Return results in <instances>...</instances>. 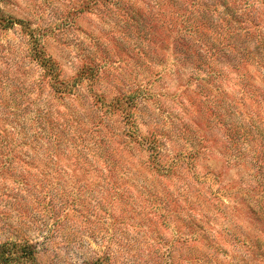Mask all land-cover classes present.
<instances>
[{
    "label": "rangeland",
    "instance_id": "1",
    "mask_svg": "<svg viewBox=\"0 0 264 264\" xmlns=\"http://www.w3.org/2000/svg\"><path fill=\"white\" fill-rule=\"evenodd\" d=\"M0 264H264V0H0Z\"/></svg>",
    "mask_w": 264,
    "mask_h": 264
},
{
    "label": "trees",
    "instance_id": "2",
    "mask_svg": "<svg viewBox=\"0 0 264 264\" xmlns=\"http://www.w3.org/2000/svg\"><path fill=\"white\" fill-rule=\"evenodd\" d=\"M52 64V63H51ZM11 256H8V258L6 259V261L10 260ZM19 258V256H18ZM20 258L26 259V260H31L33 262H36L35 260V255H34V251L30 248L27 247V249H25L24 254L20 256ZM14 260H18L16 258H14V256L12 257V261Z\"/></svg>",
    "mask_w": 264,
    "mask_h": 264
}]
</instances>
